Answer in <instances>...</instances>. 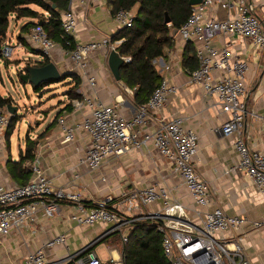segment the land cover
Returning <instances> with one entry per match:
<instances>
[{
    "label": "crops",
    "instance_id": "obj_1",
    "mask_svg": "<svg viewBox=\"0 0 264 264\" xmlns=\"http://www.w3.org/2000/svg\"><path fill=\"white\" fill-rule=\"evenodd\" d=\"M245 1L253 4L254 13L264 27V0ZM89 6L86 10L79 0H74L72 9L78 19L74 42L79 44L101 42L106 38L113 39L122 28L115 21V14L108 0H92ZM228 16L229 12L218 4L205 13L206 19L224 20ZM23 20H26L25 24L19 26ZM15 21L18 29L17 46H13L12 58L4 62L7 66L15 62L22 70L24 65H21L18 59L13 60L16 50H24L29 55L35 51L41 55L37 49L25 44L23 37L27 32L22 31L25 25L38 23V20L24 18ZM9 37L7 35L6 42L12 45L15 37ZM53 40L61 44V39ZM187 44L176 35L172 46L167 47L163 56L154 61L162 80L167 79L178 88V91L168 98L160 111L149 113L150 122L145 130L153 132L160 120L180 117L184 119L185 129L197 133L199 150L194 165L197 174L208 184L212 193L211 206L201 208L194 205L189 190L173 171L172 162L163 157L153 143H148L138 150L133 149L121 157H111L100 168L91 170L81 163L91 144L88 133L80 130L76 132L73 141L63 142L64 134L57 120L59 116L65 117L67 126H74L91 115L88 107L75 109L71 104L72 100H81L83 96H87L106 105H118L120 114L127 119L133 118L141 106L140 100L136 97L137 89L127 86L121 80L117 81L113 76L108 65L109 55L105 50L96 51L89 56L84 72L86 76L83 71L76 68L74 62L60 47L53 51L50 63H55L62 75L78 77L76 93L80 97H75L71 93L78 81L72 77L63 80L67 83L62 100L51 110L44 111L45 115L41 116V132L33 139L28 137L36 143L35 158L32 162L27 161L24 168L27 167L31 171L33 164L37 163L56 187L81 192L87 207H93L100 200H107L110 210L126 218H138L145 213L164 209V201L160 199L149 206L135 204L131 212L127 211L125 203L127 196L136 190L155 186L166 189L169 196L178 199L186 208L187 218L194 224H201V213L214 208H220L228 215L241 216L252 222L264 224V197L251 178L237 169L239 157L234 147V137L226 136L222 132V125L228 116L220 113L215 98H208L202 88L189 81L187 73L198 67L199 62L196 56L197 44L193 42L191 44L197 60L193 63L185 61ZM227 44L231 45V56L248 62L250 67L246 76L248 93L243 100L246 107L244 134L248 137L251 149L264 156V50H258L250 39L241 36L218 37L214 41L218 49ZM2 60L0 59V65ZM89 77L95 78V86L92 87L88 83ZM215 77L219 79L221 73H215ZM51 114L55 116L49 118ZM6 145V136L0 138V187L9 190L27 183L31 174L28 178L25 176L19 180L11 176L8 165L10 162L20 161L21 156L25 154L26 146L24 149L20 148L18 158H13ZM75 213L73 206L63 204L59 216L48 219L40 214L35 227L12 233L4 239V244L0 248V264H24L30 253L63 234L67 237L68 249L63 246L46 249V264H61L68 253L83 249L97 240L99 241L92 249L104 264H125L123 235L129 236L133 227L130 230L126 229L120 236L113 237L111 234L105 235L109 228L107 225L76 224L71 220ZM223 238H227L228 243L240 246L251 264H264V226L260 229L247 227L228 233Z\"/></svg>",
    "mask_w": 264,
    "mask_h": 264
},
{
    "label": "built area",
    "instance_id": "obj_2",
    "mask_svg": "<svg viewBox=\"0 0 264 264\" xmlns=\"http://www.w3.org/2000/svg\"><path fill=\"white\" fill-rule=\"evenodd\" d=\"M69 6L60 12L62 28L61 44L51 39L43 26L37 24L30 28L23 39L26 45L37 49L44 58H51L54 50L61 48L83 71L89 56L105 50L109 55L118 52L124 39H103L101 42L75 43L78 19L73 11L74 0H68ZM87 10L92 0H79ZM215 4L229 12L224 20L206 19L205 13ZM187 22L177 31L184 42L197 44L196 56L199 66L189 71L190 83L202 88L208 98H215L221 114L228 117L222 125L226 136L234 137V147L239 157L237 169L251 178L258 191L264 197V156L251 149L248 137L244 134L246 107L243 100L248 88L246 76L249 64L233 58L230 44L218 49L214 41L218 37L231 38L241 36L250 39L255 48L264 50V27L254 13V6L245 0H203L192 6ZM45 19L51 14L45 12ZM135 15L132 11L120 8L115 14V21L121 28L133 26ZM73 39V41L71 39ZM119 53V52H118ZM14 54V47L4 42L1 55L9 60ZM130 63V57H122ZM168 69V68H167ZM221 73L217 79L215 73ZM88 83L95 86V78L89 77ZM178 88L163 79L154 90L146 104L139 107L133 118L123 117L118 105H106L100 100L87 96L71 101L75 109L88 107L89 117L74 126H67L63 116L58 117L64 143L75 139L76 132L83 130L91 137V144L81 159V163L91 170H96L111 157H121L129 151L138 150L148 143H153L158 152L172 162L173 171L181 178L197 207L212 205V193L208 184L197 174L194 165L199 150L198 135L194 130L184 128V119L160 120L153 132L145 128L150 122L149 113L160 111L168 98L176 94ZM134 92V91H133ZM12 116L7 109H0V138H5ZM83 195L66 187H56L37 163L31 168L29 182L13 189L0 187V248L4 239L14 232L35 227L40 214L53 219L62 213V205L73 206L76 213L71 220L78 225L92 226L104 224L109 226L105 235L119 232L123 234L136 222L149 221L155 224L163 235L162 248L170 264H251L240 246L226 242L223 237L245 228L260 229L262 222H252L245 217L228 215L220 208L210 209L202 214L201 224H194L187 218L186 208L176 198L169 196L166 189L155 186L136 190L127 196V211L131 212L135 204L149 206L158 200L164 201V209L145 213L138 218H126L109 209L107 200H100L93 207H87ZM104 235V236H105ZM99 241V240H97ZM96 241V242H97ZM68 255L61 264H104L93 251L96 243ZM128 242V235H123V243ZM65 234L56 236L42 248L29 254L24 264H46V249L63 246L67 248ZM232 246V247H231ZM68 249V248H67Z\"/></svg>",
    "mask_w": 264,
    "mask_h": 264
},
{
    "label": "trees",
    "instance_id": "obj_3",
    "mask_svg": "<svg viewBox=\"0 0 264 264\" xmlns=\"http://www.w3.org/2000/svg\"><path fill=\"white\" fill-rule=\"evenodd\" d=\"M108 2L112 6L113 14H116L120 8L128 11L136 9L133 26L122 28L113 36V40L124 39L118 52L121 57L131 58V62L125 63L120 69L121 81L129 87L137 89L136 97L140 100L139 103L146 104L154 90L162 82V77L157 72L154 61L163 56L167 47L172 46L174 32L180 30L187 22L193 7L189 4V0H108ZM68 6V0H0V59H3L2 46L12 21L24 18L37 19L38 23L43 22V28L51 39L60 40L63 33L60 12L67 10ZM34 7H37L38 10H35ZM45 12L51 14L50 19L44 18ZM166 15L170 18V23H166ZM38 23H29L24 26L22 31L28 32ZM71 40L73 41V39ZM185 52L186 62H196L191 42L187 44ZM49 63L50 59L44 58V63L39 64L38 67ZM197 68L196 66L193 70ZM68 77L78 81V77L66 74L63 75L60 82ZM78 83L79 81L71 91L75 97H80L76 93ZM50 85L52 83L44 84L37 91ZM8 104L10 101L0 93V109L6 108ZM16 122L17 116L15 115L11 118L6 131L7 144L14 132ZM35 150L36 143L28 138L24 156H21L18 163L10 162L8 165L9 173L14 179L19 180L25 176L28 178V175L31 174L29 168H24V164L27 161H34ZM111 236L118 237L120 233L114 232ZM162 238L163 235L158 232L155 224L149 221L136 222L128 236V242L123 247L125 264H170L162 248Z\"/></svg>",
    "mask_w": 264,
    "mask_h": 264
},
{
    "label": "rangeland",
    "instance_id": "obj_4",
    "mask_svg": "<svg viewBox=\"0 0 264 264\" xmlns=\"http://www.w3.org/2000/svg\"><path fill=\"white\" fill-rule=\"evenodd\" d=\"M34 8L38 10L37 7ZM40 12L43 13V11ZM132 12L135 14L136 9ZM25 21L23 20L19 26L24 25ZM17 31L16 21H12L8 32L9 38L15 37L12 46H17ZM13 58L15 61L18 59L21 65L24 66L27 63L32 65L34 62L43 60V56L39 55L38 52L32 51V54L29 55L21 49L16 50ZM4 61L3 59L0 65V93L10 101L12 106L18 108L15 129L6 146L9 147L10 155L13 158H18L20 148H25L28 137L33 139L41 132V116L45 115L44 111L51 110L62 100L67 81L54 83L44 89L35 91L30 84H24L20 81L18 71L21 70V67H17L15 62H13V65L7 66ZM52 115L55 116V114H51L49 118Z\"/></svg>",
    "mask_w": 264,
    "mask_h": 264
},
{
    "label": "water",
    "instance_id": "obj_5",
    "mask_svg": "<svg viewBox=\"0 0 264 264\" xmlns=\"http://www.w3.org/2000/svg\"><path fill=\"white\" fill-rule=\"evenodd\" d=\"M202 1L203 0H189V4L195 6L202 3ZM170 22V18L166 15V23ZM38 24L43 26L42 21ZM176 34L177 31L174 32L175 36ZM42 63H44V60L34 62L32 65L27 63L24 68L18 72L20 74V81L24 84H30L35 91L41 88L44 84L59 83L63 77L55 63H49L48 65L38 67V65ZM124 64L125 61L118 52L113 51L109 54L108 65L117 81L121 80L120 69ZM6 109L12 117L18 112V108L11 104H8Z\"/></svg>",
    "mask_w": 264,
    "mask_h": 264
}]
</instances>
